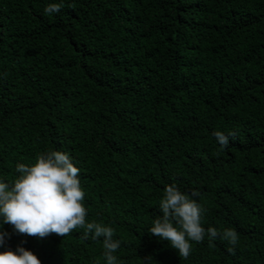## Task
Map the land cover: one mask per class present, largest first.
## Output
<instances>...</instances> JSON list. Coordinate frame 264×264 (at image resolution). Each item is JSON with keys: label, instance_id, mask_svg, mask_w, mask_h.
<instances>
[{"label": "trees", "instance_id": "obj_1", "mask_svg": "<svg viewBox=\"0 0 264 264\" xmlns=\"http://www.w3.org/2000/svg\"><path fill=\"white\" fill-rule=\"evenodd\" d=\"M215 131L236 135L222 149ZM50 150L80 169L119 264H264V0H0V180ZM171 183L199 193L205 229L238 232L234 253L206 236L183 259L148 231ZM2 228L0 251L107 264L83 229Z\"/></svg>", "mask_w": 264, "mask_h": 264}, {"label": "clouds", "instance_id": "obj_2", "mask_svg": "<svg viewBox=\"0 0 264 264\" xmlns=\"http://www.w3.org/2000/svg\"><path fill=\"white\" fill-rule=\"evenodd\" d=\"M60 7L50 4L45 12L55 13ZM213 135L223 149L228 146L229 136L235 137L236 133L215 131ZM15 170L19 175L11 184L0 180V246L8 236L3 224H10L21 235L38 239L51 234L64 237L76 229H83L85 239L90 235L93 240L103 237V256L107 264H119L114 253L120 248L121 241L113 238V227L86 219L80 169L67 152L39 153L34 163H18ZM198 195L196 191L191 194L181 191L176 183L165 185L158 207L162 215H155L148 231L168 241L183 259L189 257L192 242L202 243L206 236L209 246H214L213 241L219 237L231 245L228 251L234 253L239 242L238 232L234 228H225L222 232L215 227L205 229L202 218L206 209L194 198ZM0 264H41V261L35 253L17 245L15 250L5 248L0 251Z\"/></svg>", "mask_w": 264, "mask_h": 264}]
</instances>
